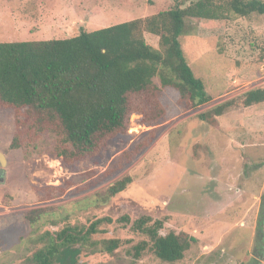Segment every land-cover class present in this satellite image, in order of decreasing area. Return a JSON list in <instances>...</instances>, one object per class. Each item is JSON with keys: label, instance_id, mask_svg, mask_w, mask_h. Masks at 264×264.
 <instances>
[{"label": "rangeland", "instance_id": "1", "mask_svg": "<svg viewBox=\"0 0 264 264\" xmlns=\"http://www.w3.org/2000/svg\"><path fill=\"white\" fill-rule=\"evenodd\" d=\"M188 5L189 0H0V43L73 38L82 30ZM198 26L196 19L187 21L180 41L211 102L186 111L179 93L164 89L160 125L148 127L143 114L134 113L127 133L110 139L95 157L65 163L52 152V134L38 135L31 154L12 149L21 127L13 112L0 111V153L6 159L0 176V264H33L47 233L67 225L89 227L102 218L106 222L90 237V246L80 249L76 264H168L150 245L137 258L138 245L149 241L132 229L142 217L164 220L162 235L185 231L197 238L175 264H264V102L244 106L245 93L264 90V15L231 14L217 38L199 37ZM145 39L159 48L157 37L145 33ZM229 101L233 105L213 125L200 120ZM136 149L119 170L101 178L122 154ZM125 177L132 183L104 203L107 188ZM55 188L66 191L40 201V191ZM33 214L37 221L31 225L26 216ZM123 217L131 223L121 222ZM111 239L121 246L102 252L101 244Z\"/></svg>", "mask_w": 264, "mask_h": 264}, {"label": "trees", "instance_id": "2", "mask_svg": "<svg viewBox=\"0 0 264 264\" xmlns=\"http://www.w3.org/2000/svg\"><path fill=\"white\" fill-rule=\"evenodd\" d=\"M231 14L244 18L264 15V1L189 0L186 7L176 6L92 32L82 30L73 38L0 43V111L13 112L21 127L11 148L31 154L37 151L38 135L52 134L56 137L52 152L57 158L65 163L85 160L98 155L117 134H126L134 113L143 114L142 122L148 127L160 125L165 120L159 101L164 89L176 90L179 105L186 111L208 104L212 98L203 80L195 76L180 36L186 33L187 21L196 19L199 37H221ZM145 33L159 39V48L146 42ZM261 102L264 90L245 93V107ZM232 105V101L220 104L199 118L213 125V118ZM138 150L122 154L101 178L119 170ZM132 181L125 177L110 185L104 203L125 191ZM65 191L47 189L40 191L39 198L49 201ZM26 217L31 225L37 221L34 214ZM123 220L131 223L128 217ZM105 222L102 218L89 227L67 225L47 233V243L35 253L33 264H76L80 249L90 246V237ZM164 224V220L149 217L132 223L133 231L149 239L138 245L137 258L145 245H150L157 259L175 264L198 242L185 231L162 235ZM121 244L120 240H106L101 251L111 253Z\"/></svg>", "mask_w": 264, "mask_h": 264}, {"label": "water", "instance_id": "3", "mask_svg": "<svg viewBox=\"0 0 264 264\" xmlns=\"http://www.w3.org/2000/svg\"><path fill=\"white\" fill-rule=\"evenodd\" d=\"M0 166H1L0 176H3L5 174L4 171L6 166V159L2 153H0Z\"/></svg>", "mask_w": 264, "mask_h": 264}]
</instances>
